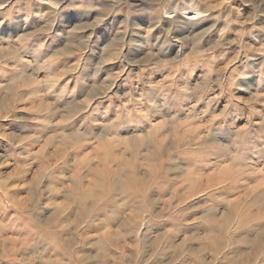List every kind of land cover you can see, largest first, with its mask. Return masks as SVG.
I'll list each match as a JSON object with an SVG mask.
<instances>
[{"label": "clouds", "instance_id": "9594fccd", "mask_svg": "<svg viewBox=\"0 0 264 264\" xmlns=\"http://www.w3.org/2000/svg\"><path fill=\"white\" fill-rule=\"evenodd\" d=\"M0 264H264V0H0Z\"/></svg>", "mask_w": 264, "mask_h": 264}]
</instances>
